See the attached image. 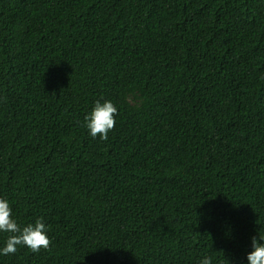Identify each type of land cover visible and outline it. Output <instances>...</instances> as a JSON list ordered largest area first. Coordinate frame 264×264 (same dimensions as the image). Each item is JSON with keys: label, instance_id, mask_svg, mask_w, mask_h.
<instances>
[{"label": "trees", "instance_id": "1", "mask_svg": "<svg viewBox=\"0 0 264 264\" xmlns=\"http://www.w3.org/2000/svg\"><path fill=\"white\" fill-rule=\"evenodd\" d=\"M97 101L107 140L84 127ZM0 199L51 241L0 264H248L264 0H0Z\"/></svg>", "mask_w": 264, "mask_h": 264}, {"label": "clouds", "instance_id": "2", "mask_svg": "<svg viewBox=\"0 0 264 264\" xmlns=\"http://www.w3.org/2000/svg\"><path fill=\"white\" fill-rule=\"evenodd\" d=\"M117 108L111 101L100 103L97 101L91 112L84 117V127L95 139L107 140L108 133L115 126ZM11 208L6 200L0 199V232L9 233L5 245L0 249V255L15 254L17 246H26L32 252H38L41 248L47 249L51 241L47 236V227L42 218L34 224H28L21 228L12 218ZM251 252L247 254L248 264H264V236L251 239ZM199 264H212V258L205 256Z\"/></svg>", "mask_w": 264, "mask_h": 264}]
</instances>
